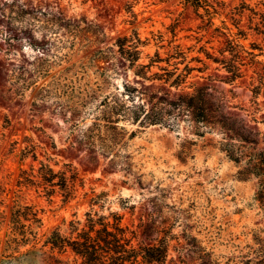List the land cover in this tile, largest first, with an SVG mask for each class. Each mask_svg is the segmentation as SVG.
Returning a JSON list of instances; mask_svg holds the SVG:
<instances>
[{"label": "rangeland", "instance_id": "1", "mask_svg": "<svg viewBox=\"0 0 264 264\" xmlns=\"http://www.w3.org/2000/svg\"><path fill=\"white\" fill-rule=\"evenodd\" d=\"M217 1L224 6L210 27L199 16L204 9L183 0H0V209L7 221L16 201L41 212L43 233L65 219L84 221L90 210L115 212L136 245L168 235L166 264H203L208 255L225 264L264 239L258 181L238 178L239 167L220 149L225 136L212 126L218 107L264 132V34L254 28L264 0ZM136 33L147 43L140 63L156 53L165 59L148 75L174 71L181 60L166 59L178 45L187 55L178 73L186 64L196 70L178 87L137 76L117 44L128 37L131 45ZM228 39L252 53L243 55L235 81L205 54L232 58L221 54L231 49ZM198 89L206 118L187 106ZM135 104L149 113L146 123ZM42 162L79 171L84 185L75 199L18 186L22 169L37 172Z\"/></svg>", "mask_w": 264, "mask_h": 264}, {"label": "trees", "instance_id": "2", "mask_svg": "<svg viewBox=\"0 0 264 264\" xmlns=\"http://www.w3.org/2000/svg\"><path fill=\"white\" fill-rule=\"evenodd\" d=\"M185 5H190L195 10L204 9V14H199L201 18L207 21V25L214 26V18L220 14L223 4L217 0H183ZM244 7L238 8L237 14L244 12ZM258 15L259 13H256ZM262 21L255 25V30L264 34V14H260ZM238 27L237 19L232 17ZM239 28V27H238ZM218 30V28H216ZM239 34L245 35L244 31L239 28ZM136 42L127 45L128 37L119 38L117 44L120 53L130 63L131 67H137L135 74L144 79L165 80L171 82L172 86L178 87L186 81L188 76L196 70L186 64L182 73H178L179 64L184 63L187 58L186 53L178 45L174 53H171L166 59L170 65L173 59H180V62L174 64V71L168 68L159 67L165 73H152V69L157 66L162 59L159 53L150 58L148 64L140 63L142 59L141 46H146V41H142L136 33ZM230 50H223L222 56L226 52L232 56L227 59H219L208 51L207 58L216 63H221L229 73V80L235 81L242 77L244 59L242 58L248 52L243 45L234 40L228 39ZM201 60V59H200ZM202 90H196L188 107L200 109L197 116L206 118L205 108L199 106L205 103L202 97ZM255 96L259 95V88L253 90ZM138 112H143L141 123H146L149 113L145 112V107L133 105ZM219 115L214 113L215 118L212 122L214 129L225 136L220 147L226 156L234 161L239 167L238 178L248 180L255 178L258 181L256 199L264 206V132L253 131L243 122L231 119L219 112L218 107L215 109ZM202 114V115H201ZM156 119L150 120L149 123H156ZM34 148L27 151V154L33 153ZM26 155V154H25ZM24 155V156H25ZM35 157V154H34ZM84 185V179L79 171L71 164H64L63 169L56 171L48 163L42 162L38 171L32 168L31 171L22 169L18 180V186L36 187L48 198L60 192L66 201L76 198L78 188ZM0 191H3L0 186ZM95 203L98 201H94ZM64 228V226H66ZM6 226L7 231L2 236V230ZM43 218L41 212L33 205L22 204L16 201L11 209L9 219L4 211L0 209V264H166L170 239L168 235L162 237L157 243L150 245H136L134 243L135 233L129 227L122 224V217L115 212L110 215L100 214L99 211L90 210L86 212V219L70 220L65 219L63 225H58L49 233L42 232ZM255 246L248 245L249 251L246 254L229 258L225 264H264V239L256 240ZM73 259L69 258L70 256ZM206 255V254H205ZM203 264H219L211 258L200 257ZM207 258V259H206ZM205 260V261H204Z\"/></svg>", "mask_w": 264, "mask_h": 264}]
</instances>
